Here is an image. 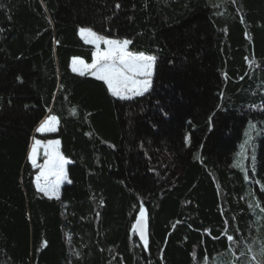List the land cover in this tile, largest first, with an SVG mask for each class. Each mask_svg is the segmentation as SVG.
Instances as JSON below:
<instances>
[{
    "label": "trees",
    "instance_id": "1",
    "mask_svg": "<svg viewBox=\"0 0 264 264\" xmlns=\"http://www.w3.org/2000/svg\"><path fill=\"white\" fill-rule=\"evenodd\" d=\"M81 27L155 56L149 91L73 72ZM48 115L57 197L28 159ZM262 209L264 0H0V264H264Z\"/></svg>",
    "mask_w": 264,
    "mask_h": 264
},
{
    "label": "snow or ice",
    "instance_id": "2",
    "mask_svg": "<svg viewBox=\"0 0 264 264\" xmlns=\"http://www.w3.org/2000/svg\"><path fill=\"white\" fill-rule=\"evenodd\" d=\"M120 7L119 4L116 5ZM80 35L86 39V42L96 45V51L92 53V63L86 64L83 59L73 58L72 71H79L80 75H85L86 72L94 75L98 80L104 81L108 87L109 92L114 97L120 99H128L127 92H131L133 96L143 95L149 91L151 86V78L153 75V66L156 60L155 56L146 55L145 53H133L128 51V45L131 43L128 39L115 40L106 39L99 36L90 28L81 27L79 29ZM103 43L106 48L101 51L99 44ZM80 66L83 70L77 67ZM72 113L75 114V108ZM58 123V117L49 115L48 118L36 129L37 132L55 131L54 125ZM254 124L249 125V132L255 129ZM247 139L241 145V151L238 154L237 162L234 167L241 168L243 171V158L245 157V148L251 141V135L246 133ZM41 141L36 140L28 159L32 162L33 167H39L40 172L36 176V187L39 191L44 192L46 195H58L59 183L67 179L64 164L67 161L62 157L59 152L49 153L45 152L48 159L45 160L43 165H38L36 161L37 146ZM59 141H48V146L58 145ZM254 167V166H253ZM50 176H55L56 179L50 180ZM70 182V181H69ZM264 211V209H262ZM145 210L143 206L140 207L139 217L136 224L133 225L134 229H139V235L142 241L147 244L145 238L144 227ZM232 235L227 236L228 241H232ZM251 250V249H250ZM261 254L264 255V245L261 248ZM255 259V257H253Z\"/></svg>",
    "mask_w": 264,
    "mask_h": 264
},
{
    "label": "rangeland",
    "instance_id": "3",
    "mask_svg": "<svg viewBox=\"0 0 264 264\" xmlns=\"http://www.w3.org/2000/svg\"><path fill=\"white\" fill-rule=\"evenodd\" d=\"M92 31H93V30H92ZM94 32H95V31H94ZM95 33H97V32H95ZM78 34H79L80 38H81L84 42H86V39L83 38V37L80 35L79 32H78ZM97 34H98L99 36H101V37L106 38V39L123 40V39H116V38H113V37H108V36H105V35H102V34H99V33H97ZM86 43H88V42H86ZM88 44H90V45L93 46V52L97 50V49H96V45L91 44V43H88ZM99 48H100L101 51H103V50L106 48V45L103 44V43L101 42V43L99 44ZM128 51H130V50L128 49ZM130 52H133V51H130ZM133 53H138V52H133ZM146 55H149V54H146ZM73 58H80V57H73ZM73 58H72L71 61H70V67H71V69H72V60H73ZM80 59H82V58H80ZM92 59H93V57H92ZM85 63H86V64H91V63H92V60H91L90 62H85ZM77 67L80 68L79 65H77ZM80 70H83V69L80 68ZM153 72H154V66H153ZM76 73H79V71H77ZM85 74H88V75L94 76V75H92V74L89 73V72H86ZM152 76H153V75H152ZM94 77H95V76H94ZM151 82H152V78H151ZM149 89H150V88H149ZM126 95H127L128 97H130V98H131V97H134L133 94H132L131 92H127ZM118 98H119V97H118ZM128 99H129V98H128ZM48 116H49V115H48ZM48 116H46V117L44 118V120H42V121L39 123V125L35 128L34 136H33L32 140H31V146H30L29 154H30V152H31V150H32V147H33L34 144H35V141H36V140L41 141V144H40L39 146H37V153H36V161H37V164H38V165H43L44 162H45V160L48 159V156L45 155V152H46V151L49 152V153L59 152V154H60L62 157H64V156L60 153V151H59V149H58V145H51V146H48V141H58L56 138H48V137H47V135H48L49 133H52V132H54V131H45V132H37V131H36V129H37L38 127H40V125H41V124H42V123L48 118ZM54 127H55V130H56L57 123L54 125ZM244 140H245V139H244ZM240 151H241V148H240ZM28 157H29V155H28ZM64 159L67 161V163L64 164V169H65V173H66V176H67L66 167H67V164H68V160H67L65 157H64ZM29 162L32 164V162H31L30 160H29ZM32 166H33V165H32ZM35 168L37 169V172H36V174H35L34 179L36 178V176H37V175L39 174V172H40V168H39V167H35ZM49 179L54 181V180L56 179V177H55V176H50ZM67 181H68V178L62 180V181L59 183L58 194H59V191H60L62 185H63L64 183H66ZM35 184H36V180H35ZM43 193H44V192H43ZM44 194H45V193H44ZM45 195H46V194H45ZM46 196H48V197H57L58 195H46ZM252 256L254 257L255 255H254L253 253H249V259L252 260ZM255 260H256V259H255ZM252 264H253V263H252Z\"/></svg>",
    "mask_w": 264,
    "mask_h": 264
},
{
    "label": "water",
    "instance_id": "4",
    "mask_svg": "<svg viewBox=\"0 0 264 264\" xmlns=\"http://www.w3.org/2000/svg\"><path fill=\"white\" fill-rule=\"evenodd\" d=\"M136 222H137V220H136ZM136 222H135V224H136ZM144 227H145V238L147 239V223H146V219L145 218H144ZM133 230H134L136 236L138 237V239L140 241H142L141 238H140V235H139V229L138 228L137 229L133 228Z\"/></svg>",
    "mask_w": 264,
    "mask_h": 264
}]
</instances>
